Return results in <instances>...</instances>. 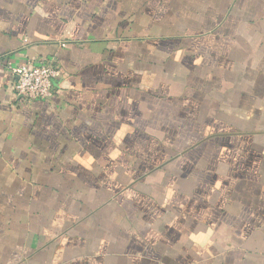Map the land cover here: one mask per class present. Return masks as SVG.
<instances>
[{
	"label": "crops",
	"instance_id": "obj_1",
	"mask_svg": "<svg viewBox=\"0 0 264 264\" xmlns=\"http://www.w3.org/2000/svg\"><path fill=\"white\" fill-rule=\"evenodd\" d=\"M0 264H264V0H0Z\"/></svg>",
	"mask_w": 264,
	"mask_h": 264
},
{
	"label": "built area",
	"instance_id": "obj_2",
	"mask_svg": "<svg viewBox=\"0 0 264 264\" xmlns=\"http://www.w3.org/2000/svg\"><path fill=\"white\" fill-rule=\"evenodd\" d=\"M14 83L11 87L16 103L47 102L52 97L53 80L59 70L48 59H39L11 68Z\"/></svg>",
	"mask_w": 264,
	"mask_h": 264
}]
</instances>
